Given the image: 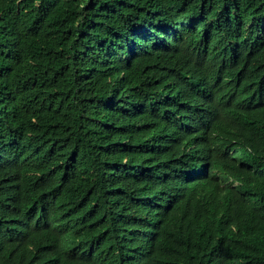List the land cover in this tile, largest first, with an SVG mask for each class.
Wrapping results in <instances>:
<instances>
[{
	"label": "trees",
	"instance_id": "16d2710c",
	"mask_svg": "<svg viewBox=\"0 0 264 264\" xmlns=\"http://www.w3.org/2000/svg\"><path fill=\"white\" fill-rule=\"evenodd\" d=\"M0 264H264V0H0Z\"/></svg>",
	"mask_w": 264,
	"mask_h": 264
}]
</instances>
